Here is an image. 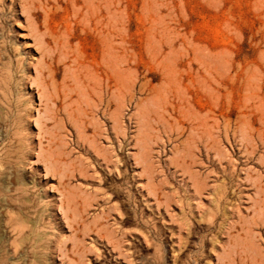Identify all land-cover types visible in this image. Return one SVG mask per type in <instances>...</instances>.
Returning a JSON list of instances; mask_svg holds the SVG:
<instances>
[{
  "label": "rangeland",
  "instance_id": "1",
  "mask_svg": "<svg viewBox=\"0 0 264 264\" xmlns=\"http://www.w3.org/2000/svg\"><path fill=\"white\" fill-rule=\"evenodd\" d=\"M0 264H264V0H0Z\"/></svg>",
  "mask_w": 264,
  "mask_h": 264
}]
</instances>
